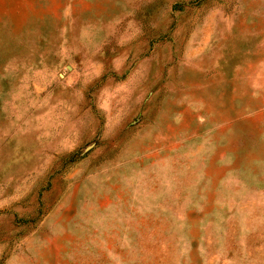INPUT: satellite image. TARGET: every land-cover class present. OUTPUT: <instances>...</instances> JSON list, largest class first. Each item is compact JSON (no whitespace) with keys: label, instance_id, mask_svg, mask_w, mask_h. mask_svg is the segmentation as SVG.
Wrapping results in <instances>:
<instances>
[{"label":"rangeland","instance_id":"rangeland-1","mask_svg":"<svg viewBox=\"0 0 264 264\" xmlns=\"http://www.w3.org/2000/svg\"><path fill=\"white\" fill-rule=\"evenodd\" d=\"M0 264H264V0H0Z\"/></svg>","mask_w":264,"mask_h":264}]
</instances>
